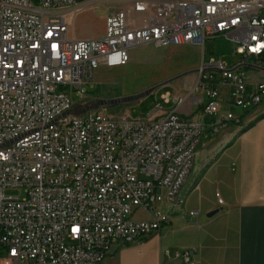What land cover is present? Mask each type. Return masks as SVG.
Here are the masks:
<instances>
[{"label":"built area","instance_id":"obj_1","mask_svg":"<svg viewBox=\"0 0 264 264\" xmlns=\"http://www.w3.org/2000/svg\"><path fill=\"white\" fill-rule=\"evenodd\" d=\"M74 5L0 0V264H102L114 244L143 243L185 205L206 124L181 113V96L146 119L106 105L74 112L97 69L126 65L146 45L194 46L203 54L189 98L220 116L213 130L264 101V81H250L244 62L228 68L204 53L208 38L225 35L264 71V0H122L105 35L86 39L68 36ZM224 104L241 113H222ZM196 252L164 251L199 264Z\"/></svg>","mask_w":264,"mask_h":264},{"label":"crops","instance_id":"obj_2","mask_svg":"<svg viewBox=\"0 0 264 264\" xmlns=\"http://www.w3.org/2000/svg\"><path fill=\"white\" fill-rule=\"evenodd\" d=\"M121 2L75 0V5L64 11L69 24L68 36L71 22L74 23L83 9L101 5L118 7ZM115 7L110 8V13ZM73 35L75 39L96 36L92 31L77 30H73ZM250 64H253L251 60L242 67L255 68ZM255 69L260 73L253 76L244 70L249 80L264 81V71ZM188 84L186 81L181 86L179 96L186 100L179 110L205 123L206 130L184 188L185 205L174 210L171 221L143 243L114 244L102 264H184L181 259L169 260L164 251H184L190 247L197 249L199 264H264V101L246 111L240 123L229 121L215 131L211 126L212 117L208 119L209 114L202 113V106L190 100L195 84ZM224 87L229 90L228 86ZM222 94L220 91L226 97ZM95 100L87 98L85 105ZM226 109L237 115L241 113V109L228 104L223 105L222 113ZM214 210L219 212L207 217ZM191 211L198 213L191 215ZM149 218L147 213L144 219Z\"/></svg>","mask_w":264,"mask_h":264},{"label":"rangeland","instance_id":"obj_3","mask_svg":"<svg viewBox=\"0 0 264 264\" xmlns=\"http://www.w3.org/2000/svg\"><path fill=\"white\" fill-rule=\"evenodd\" d=\"M34 3H37V0H34ZM111 7L115 6L101 5L80 11L74 23L71 22L69 38L75 39L73 30L82 33L92 31L96 35L93 38H99L105 34ZM234 48L235 43L225 35L208 38L204 48L205 58L209 60L212 57H223L228 68H235L241 61L249 63L251 59L244 61L242 56L235 54ZM202 54L201 49L192 46L138 47L132 51L133 57L128 64L115 67L103 66L97 69L94 79L84 85L86 97L97 99L95 103L99 101L110 103L109 109L118 115L127 113L132 119H146L158 103H163L166 109L174 108L181 86L186 81L191 85L196 83ZM239 70H248L250 76L260 73L258 69L248 66L240 67ZM150 89L152 91L146 94V91ZM58 90L69 93V89L60 87ZM219 91H222V95L228 96L227 87L220 86ZM166 94L171 95V100L168 102L163 100ZM196 94L202 95L199 92ZM73 99L76 103L80 101L76 91ZM82 110L83 107L80 104H76L73 109L76 113ZM227 111L226 109L225 112ZM206 117L208 119L212 117L214 122L219 120L212 114ZM9 193L20 194L17 190H10ZM134 216L146 218L147 213L137 210Z\"/></svg>","mask_w":264,"mask_h":264},{"label":"water","instance_id":"obj_4","mask_svg":"<svg viewBox=\"0 0 264 264\" xmlns=\"http://www.w3.org/2000/svg\"><path fill=\"white\" fill-rule=\"evenodd\" d=\"M250 65L253 66V67H255V68H260L261 69V67L258 66V65H255V64H250ZM197 72H198V70H197ZM151 91H152V89L146 91V94H149ZM102 105L109 106L110 103L99 101L98 103H92L91 105H87L86 108H83L82 111H86V110L92 109V108H97V107L102 106ZM218 212H219V210L211 211L210 213L207 214V217H210L211 218V217L215 216Z\"/></svg>","mask_w":264,"mask_h":264},{"label":"bare ground","instance_id":"obj_5","mask_svg":"<svg viewBox=\"0 0 264 264\" xmlns=\"http://www.w3.org/2000/svg\"><path fill=\"white\" fill-rule=\"evenodd\" d=\"M157 47H161V46H157Z\"/></svg>","mask_w":264,"mask_h":264}]
</instances>
